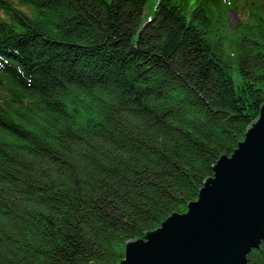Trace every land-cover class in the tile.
Wrapping results in <instances>:
<instances>
[{
  "label": "trees",
  "instance_id": "trees-1",
  "mask_svg": "<svg viewBox=\"0 0 264 264\" xmlns=\"http://www.w3.org/2000/svg\"><path fill=\"white\" fill-rule=\"evenodd\" d=\"M263 8L0 0V264H119L185 213L264 104Z\"/></svg>",
  "mask_w": 264,
  "mask_h": 264
},
{
  "label": "water",
  "instance_id": "water-1",
  "mask_svg": "<svg viewBox=\"0 0 264 264\" xmlns=\"http://www.w3.org/2000/svg\"><path fill=\"white\" fill-rule=\"evenodd\" d=\"M264 241V104L184 214L130 241L120 264H247Z\"/></svg>",
  "mask_w": 264,
  "mask_h": 264
},
{
  "label": "rangeland",
  "instance_id": "rangeland-1",
  "mask_svg": "<svg viewBox=\"0 0 264 264\" xmlns=\"http://www.w3.org/2000/svg\"><path fill=\"white\" fill-rule=\"evenodd\" d=\"M262 11H263V13H264V8H263ZM227 17H228V20H229V23H230V30H231V31H234L235 27H236V26L238 25V23H239L238 14L236 13V11H234V10H230V11L227 12ZM262 106H263V105H262ZM262 106H261V107H262ZM261 107H260V110H261ZM259 116H260V111H259ZM259 116H258V118H259ZM258 118H257V119H258ZM255 122H256V121H255ZM255 122H254V123H255ZM252 125H253V124H252ZM252 125H251V126H252ZM251 126H250V127H251ZM250 127H249V128H250ZM249 128H248V129H249ZM246 133H247V132H246ZM245 136H246V135H245ZM243 141H244V140H243ZM216 163H217V162H216ZM215 165H216V164H215ZM215 165H214V166H215ZM213 171H214V167H213ZM210 178H211V177H210ZM203 187H204V186H203ZM200 191H201V190H200ZM199 194H200V193H199ZM187 209H188V208H187ZM171 216H172V215H171ZM135 240H136V239H135ZM135 240H132V241H135ZM125 247H126V246H125ZM258 248H259V247H258ZM258 248H257V249H258ZM124 259H125V258H124ZM122 261H123V260H122ZM122 261H121V262H122ZM91 264H95V263H91ZM119 264H120V263H119Z\"/></svg>",
  "mask_w": 264,
  "mask_h": 264
},
{
  "label": "bare ground",
  "instance_id": "bare-ground-1",
  "mask_svg": "<svg viewBox=\"0 0 264 264\" xmlns=\"http://www.w3.org/2000/svg\"><path fill=\"white\" fill-rule=\"evenodd\" d=\"M237 148H238V147H237ZM197 200H198V199H197ZM197 200H196V201H197ZM182 214H184V213H182ZM167 219H168V218H167ZM167 219H166V220H167ZM161 225H162V224H161ZM157 229H158V228H157ZM261 243L263 244L264 241H261ZM259 247H260V246H259ZM253 250H254V249H253ZM253 250H252V251H253ZM250 253H251V252H250ZM247 264H248V256H247Z\"/></svg>",
  "mask_w": 264,
  "mask_h": 264
}]
</instances>
